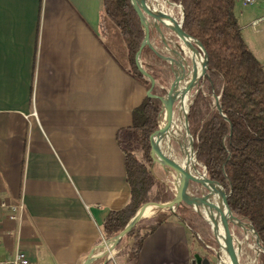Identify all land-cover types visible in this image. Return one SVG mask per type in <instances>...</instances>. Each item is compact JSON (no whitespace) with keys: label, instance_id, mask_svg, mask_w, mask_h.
Listing matches in <instances>:
<instances>
[{"label":"crops","instance_id":"0c3cea01","mask_svg":"<svg viewBox=\"0 0 264 264\" xmlns=\"http://www.w3.org/2000/svg\"><path fill=\"white\" fill-rule=\"evenodd\" d=\"M102 4L0 0L1 258L20 250L31 264H84L114 252L97 249L105 216L129 198L116 132L131 125L147 88L128 72L117 27L108 18L102 25ZM233 12L264 64L244 34L264 39V0H235ZM150 29L163 66L176 55L155 46L152 35L160 36ZM12 204L21 205L15 219ZM196 240L171 216L123 264H193Z\"/></svg>","mask_w":264,"mask_h":264},{"label":"trees","instance_id":"16d2710c","mask_svg":"<svg viewBox=\"0 0 264 264\" xmlns=\"http://www.w3.org/2000/svg\"><path fill=\"white\" fill-rule=\"evenodd\" d=\"M170 1L182 6L183 30L196 38L207 54V75L200 79V88L188 111V127L197 138L196 159L208 176L225 189L233 212L252 225L262 249L260 263L264 264V64L242 37L233 12L235 0ZM104 18L114 23L125 44L128 72L147 88L150 83L134 61L145 35L135 8L130 0H103L102 25ZM140 60L158 79L161 67H155L153 62L162 60L150 46L142 47ZM152 92L164 96L166 90L157 85ZM216 97L221 113L215 106ZM160 109L158 97L145 96L132 110L131 125L116 132L124 154L129 198L124 207L105 216L102 234L106 240L119 234L141 205L173 198L162 193L163 187L151 171L155 161L150 156L149 134L157 128ZM131 145L139 150V156L129 149ZM171 216L195 233L191 222L198 214L179 204L175 211L159 212L146 225H136L126 234L133 239L123 251L126 258L136 259L144 238Z\"/></svg>","mask_w":264,"mask_h":264},{"label":"water","instance_id":"95a60500","mask_svg":"<svg viewBox=\"0 0 264 264\" xmlns=\"http://www.w3.org/2000/svg\"><path fill=\"white\" fill-rule=\"evenodd\" d=\"M130 2L140 17L145 34L135 53V66L150 82L149 87L146 89V96L151 98L158 97L161 101V109L159 115H161L163 109L166 110V121L164 125H160L158 121L157 128L149 134L150 156L155 162H158L172 170L175 175L180 179V187L178 193L177 195L174 194L173 199L166 202L158 201L155 203L159 204L161 210L169 209L172 212L174 207L181 203H185L189 206H193L194 210L200 213V207L195 203L185 201L183 196L188 190L190 184L192 182L200 184L198 177H202L207 186L205 188L207 191L202 197H196L201 199V203L204 206H208V202H210L211 198H213L214 209L218 214H220V210L217 206V202L219 201L228 216L232 220V228L228 231L223 245H220L219 240L213 232H219L215 225L218 224L217 219L212 218L210 222L207 221L211 227V230L217 242V247L212 248L214 254V264H225V257H227L230 264H240L238 258V250L236 251L234 248V243L236 241V229H250L254 234L256 241L260 244L259 237L257 236L250 223L243 221L233 212L232 208L230 207L227 201L228 194L226 193L222 185L212 180L208 176L205 167L198 163L196 159L197 138L191 133L188 127V111L191 101L188 103V106L184 111L183 118H181L182 130L187 140V143L189 144V148L187 150L189 156L186 160H180L177 159L174 154H170L168 152L169 147H171V141L170 139H166V136L169 135L171 129L175 107L178 106L179 103H182L183 100L188 96L190 90L199 83L200 79L207 75L206 71L208 61L206 51L203 48L202 44L196 38L190 36L183 30V9L181 5H175L170 0H130ZM170 6H178L180 8L179 17H176L172 13V11L170 10ZM151 25L159 33L162 42L167 48H169V51L171 53H174L175 55H178L181 59V64L180 66H178V64L175 63L173 58L164 57V59L169 61L171 64L175 63L178 70L177 72L174 71V79L169 84L166 90V94L164 96H158L152 92L155 85V79L151 75V73L147 69H145L140 63V51L144 45L150 46L155 51L154 47L150 44ZM162 28L168 29L177 38L178 41L176 43H173L176 49L170 47L171 40L168 41L165 39L162 32ZM184 48H187L189 53H186V51H184ZM196 59L199 60V71L196 65ZM184 76H186L187 79L184 85L182 86L178 101V98H176L175 85L177 82L182 80ZM197 91H195V94L197 93ZM215 106L221 113V109L218 104V97H216ZM160 143H162V146L160 145ZM176 144L179 148V151H181L182 142L176 140ZM190 157L194 158L195 163L190 162ZM149 204L150 203H146L141 206H147ZM139 208L136 210L135 214L129 219L124 229L115 237H113V248L118 244V242L124 235H126L145 217V214L139 211ZM220 218H222L221 214ZM221 237L224 236L221 234ZM104 255L105 253L93 255L84 264H90L93 260L103 257ZM193 264L212 263L208 257H200V255L196 253L194 254Z\"/></svg>","mask_w":264,"mask_h":264},{"label":"rangeland","instance_id":"374dc122","mask_svg":"<svg viewBox=\"0 0 264 264\" xmlns=\"http://www.w3.org/2000/svg\"><path fill=\"white\" fill-rule=\"evenodd\" d=\"M173 7L174 8L171 9L172 13L175 14L176 17H179V7L178 6H173ZM250 8H251V6L247 5V6H244L242 9L246 10V9H250ZM150 31H151V29H150ZM246 31L247 30L244 29V34H245L247 42L250 44V46L253 48V50L256 49V52H258L256 54H260L261 56H263L264 55V39L262 38V35H260V38L259 37H254L252 34H249V36H247L248 34H247ZM249 31H251V30L249 29ZM171 35H172V39H171L170 47H172L173 49H176V47L173 45V43H176L178 40L172 33H171ZM152 36H153V39H154V42H155V46H157V47H164L165 46L164 43L160 40V37H157L155 33H153ZM251 43L253 45H251ZM168 53L171 54V52L169 51V48H167L166 51H165L166 55ZM257 56L259 57V55H257ZM174 61H175L176 64H178V66H180L181 59L179 58L178 55H176V57L174 58ZM140 63H141V60H140ZM153 63H154L153 65L155 67H157V68L161 67L160 68L161 69L160 70L161 75L159 76L158 79L155 80L154 87L158 85L160 88H164L165 90H167L169 84L174 79V71L175 72L178 71L175 63L171 64V66H173V69L171 68L169 61L165 62V64L163 66H162V63H160V62L154 61ZM199 88L200 87L197 84L190 90V92L188 94L189 102L193 98V96L195 94V91H197ZM160 117H161V115H159L158 121H159ZM129 142L131 144V142H132L131 139H129ZM124 145L127 147L126 144H124ZM172 147H173V150H174L173 154L175 156L179 157L180 156V151H179V148H178L177 144L172 142ZM129 149H133L132 145H131V147ZM133 150H134V153L137 156L140 155L139 150H136V149H133ZM151 171H152L153 176L155 177V179L157 181H159L160 184L162 185V187H163L162 188V190H163L162 193L167 194L168 196L174 197V194H175V179H176L175 173L172 170H170L169 168L165 167L164 165H162V164H160L158 162H155V164L153 166H151ZM206 191L207 190L200 184H197V183H194V182H192L190 184L189 194L192 195V196L202 197L206 193ZM158 201H161V200H151L148 203L153 204V203L158 202ZM161 202H166V201H161ZM181 204L184 205V206L190 207L193 211H195L193 206H189V205H187L185 203H181ZM175 209H176V207H174L173 211H175ZM166 211H171V210H169V209L161 210L160 209L155 214L151 215L150 217L149 216H147V217L145 216L137 224L138 227L141 228L142 226L146 225L159 212H166ZM196 213L198 214V217L193 218L192 222H191V226H192V228L195 231V233H193V234H194V236L197 239L196 242H195V246H196V250H197L196 253L198 255H200V257H208L210 260H212L211 258L214 257L212 248H216L217 247V242L215 240V237L213 235V232L211 230L210 225L208 224L207 220L203 217L201 209H200V213H198V212H196ZM142 231H143V229L141 230V232ZM109 241H113V238L108 239V240L104 239L98 245V247L103 245V244H105L106 242H109ZM132 242H133V239H132L131 236L124 235L120 239L118 244L113 248L114 252L112 253V255L105 254L103 257L97 258L96 260H94L90 264H102V262L104 260H106V263L107 262L109 263V261H113L114 260V262L112 264H123L124 260H127L126 255L123 253V251ZM234 248H235L236 251L238 250V258H239L240 264H244L245 261L248 258L250 259V261L253 264H261L260 263V259H259V255H260L262 249H261L260 244L256 241V238H255L254 234L252 233V231L250 229H248V228H246V229L237 228L236 229V242L234 243Z\"/></svg>","mask_w":264,"mask_h":264},{"label":"bare ground","instance_id":"6f19581e","mask_svg":"<svg viewBox=\"0 0 264 264\" xmlns=\"http://www.w3.org/2000/svg\"><path fill=\"white\" fill-rule=\"evenodd\" d=\"M173 8L174 7L171 6L170 10L173 9ZM184 51H186V53H189L187 48H184ZM196 65H197L198 71H199V60L198 59H196ZM186 79H187L186 76H184L182 80L177 82L178 84L176 83V85H175L176 98H178L180 96V91H181L182 86L184 85ZM188 99H189V97L187 96L183 100L182 103H179L178 106L175 107L174 118H173V121H172V124H171V129H170L169 135L166 136V139H170V141H171V145H170L171 147H169V149H168V152L170 154L174 153V150H173V147H172V142L176 143V140H179V141L182 142V149L180 151L181 152L180 156L179 157L176 156L177 159H180V160H183V159L186 160L187 157L189 156L188 152H187V150L189 148V144L187 143V140H186V138L184 136V133H183V130H182V126H181V118H183L184 111H185V109L188 106V103H189ZM178 101H179V98H178ZM165 121H166V110L163 109V111L161 113V117L159 119L160 125H164ZM161 144L162 143H160V145ZM161 146H160V148H161ZM190 162L195 163V160H194L193 157H190ZM198 180L200 181V184L204 188L207 187L202 177H198ZM179 187H180V179H179V177L176 176V179H175V195H177ZM189 188H190V186H189ZM189 188H188V190L186 191V193L183 196L184 200L187 201V202L195 203L196 205H198L200 207L201 211H202L203 217L208 222H210L212 220V218H216L217 219L218 224H215V225H216L217 230L219 232H215V231H213V232H214L215 236L217 237V239L219 240L220 245H223L228 231L232 228V220H231V218L228 216V214L226 213V211L224 210L223 206L221 205V203L219 201L217 202V206H218V208L220 210V214H221L222 218H220V214H218L215 211V209H214L213 198H211V201L208 202V206H204L201 203V199L189 194ZM153 204H155V205L141 206L139 208V211L143 212L146 217L147 216L150 217L151 215L155 214L158 210L161 209L159 204H157V203H153ZM221 234L224 237H221ZM112 245H113V241L106 242L105 244L99 246L97 251L109 250L112 253L114 251ZM96 255H98V254H96ZM224 259H225L224 260L225 264H230V262L227 259V257H225ZM244 264H253V263L248 258L245 261Z\"/></svg>","mask_w":264,"mask_h":264},{"label":"built area","instance_id":"2783aa9c","mask_svg":"<svg viewBox=\"0 0 264 264\" xmlns=\"http://www.w3.org/2000/svg\"><path fill=\"white\" fill-rule=\"evenodd\" d=\"M255 0H243L244 4H252ZM257 24V21L253 22ZM11 213L9 215L10 219L16 218V212L21 208V205L12 204L8 206ZM0 264H31L28 257L25 255L24 252L17 250L13 256L11 257H0Z\"/></svg>","mask_w":264,"mask_h":264},{"label":"flooded vegetation","instance_id":"af4514ba","mask_svg":"<svg viewBox=\"0 0 264 264\" xmlns=\"http://www.w3.org/2000/svg\"><path fill=\"white\" fill-rule=\"evenodd\" d=\"M211 259H212V260H210L211 263L214 264V257H212Z\"/></svg>","mask_w":264,"mask_h":264}]
</instances>
